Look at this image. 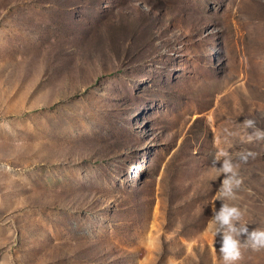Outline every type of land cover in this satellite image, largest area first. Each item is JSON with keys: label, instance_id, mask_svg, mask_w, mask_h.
Returning a JSON list of instances; mask_svg holds the SVG:
<instances>
[{"label": "rangeland", "instance_id": "1", "mask_svg": "<svg viewBox=\"0 0 264 264\" xmlns=\"http://www.w3.org/2000/svg\"><path fill=\"white\" fill-rule=\"evenodd\" d=\"M244 119L264 129V0H0V257L213 264L218 150L264 228Z\"/></svg>", "mask_w": 264, "mask_h": 264}, {"label": "clouds", "instance_id": "2", "mask_svg": "<svg viewBox=\"0 0 264 264\" xmlns=\"http://www.w3.org/2000/svg\"><path fill=\"white\" fill-rule=\"evenodd\" d=\"M241 127L249 130L247 132L248 142L264 141V129L257 127L256 120L244 119ZM255 155L253 152H241L239 159L246 163L250 157L254 158ZM238 167L239 165L232 159L230 153L225 150L217 151L210 166V171L224 177L216 192L217 199L221 200L222 204L219 210L212 207V217L208 225L211 237L215 238L211 248L213 264H236L242 259V250L264 249V228L250 229L243 222L246 211L235 204L226 202L237 199V190L243 184ZM217 236L220 237L219 249L215 246ZM0 264H13V257L5 253L0 257ZM169 264H174L171 258Z\"/></svg>", "mask_w": 264, "mask_h": 264}]
</instances>
